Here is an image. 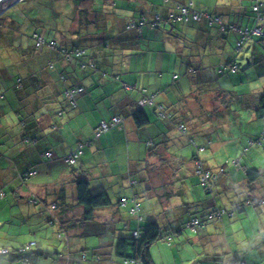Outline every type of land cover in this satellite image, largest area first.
Masks as SVG:
<instances>
[{"label": "crops", "instance_id": "obj_1", "mask_svg": "<svg viewBox=\"0 0 264 264\" xmlns=\"http://www.w3.org/2000/svg\"><path fill=\"white\" fill-rule=\"evenodd\" d=\"M78 1L82 3L83 0ZM165 1L167 4L161 2L162 5H155L150 0H128L136 20L151 18L155 13L167 18L178 5H182L168 6L170 0ZM217 1L214 11H211L201 3L196 5L193 0H183L184 5H191L197 12L220 16L227 26L241 29L256 26L255 20L247 19L251 9L244 7L245 1H250L253 6L255 0ZM90 3L93 8V2ZM95 13L103 17L102 25L94 23V29H90L86 23L88 28L83 42L79 35L64 31L61 38L58 35L48 38L49 41L60 42L63 37L57 50L46 48L36 52L35 44L25 50L19 47L22 69L18 80L21 78L22 84L19 86L18 123L10 104L3 107L0 103V188L6 192V197L0 198V250L12 253L0 256V264H40L41 257L49 259L41 264H87L80 261V254H87L88 250H92L91 255L87 254L90 258L95 255L102 257L100 264H116L113 254L117 240L139 232L147 220H157L181 235L183 230L179 231V221L187 218L192 208L196 210L194 216L204 217L213 206L225 207L215 199L220 192L234 190L240 193L242 190L239 192V188L244 187L258 196L247 195L248 200H264V168L257 179L226 170L211 194L205 190L197 192L194 184L188 181L190 174H195L194 158L199 157L207 168L215 171L208 165L210 155L202 159L201 153L198 154L197 148L192 145L195 151L185 157L187 149L175 143L174 139L167 138L169 130L185 123L190 135L189 143L192 138L198 145L205 146V150L210 148L213 157L221 150L226 151V145L223 149L216 148L213 136L198 142L191 137L192 134L211 129L217 122L230 137L234 134L232 124L244 127L247 122L256 123L262 119L257 110L261 105L264 85L255 97L238 98L237 103L229 107L223 100L226 93L229 101L230 91L211 85L216 77L213 68L234 62V59L229 60L233 57L227 51L228 36L232 33L236 43L239 29L232 28L222 33L218 26L210 27L206 22H162L159 28H144L139 34L127 30V23L133 18H123L115 13ZM142 36L144 39H141ZM74 45L86 50L84 60L94 63L95 69L84 70L80 61L71 62L62 56L60 49H70ZM254 48V59L257 55L264 57L257 46ZM28 53L35 57L26 56ZM254 59L248 58L247 63L253 64ZM155 64L160 68L158 71ZM178 66L187 67L183 78L173 73L172 67ZM245 71L253 75L257 70L249 65ZM76 85L84 86L86 91L78 98V107L73 108L65 99L64 91ZM144 90L148 94H158L156 105L146 106L145 112L149 108L148 113L159 119L155 109L162 105L172 114V119L180 121L155 124L154 118L145 128L137 127L132 113L138 108ZM116 116L122 118L121 125L96 138L94 132L100 122ZM149 128L157 129L162 137L157 148L152 139L143 143L142 130ZM261 134L260 139L264 131ZM25 136L32 142L24 140ZM251 140L249 144L254 145ZM79 143L85 144L84 154L77 164L70 166L64 158ZM227 145L232 147L233 144L229 141ZM137 150L139 153L135 157L133 151ZM48 151L53 153L52 159L44 156ZM29 170L36 171V174L24 180L23 175ZM79 178L89 180L95 192L106 191L113 202L111 207L99 211L90 222L85 221L84 209L77 202L76 181ZM159 178L162 180L158 181ZM139 184L145 185L142 192L137 189ZM256 191H261V194ZM203 193L207 198H203ZM184 195L189 197L187 202L183 199ZM141 196L152 201L157 197L160 210L151 212L145 209ZM135 197L141 203L143 221L130 213L132 204H119L124 198ZM205 203L207 205H203ZM55 204L58 209H53ZM255 205L262 206L264 203ZM244 212L245 209L239 213ZM243 217L247 215L238 216ZM232 218L236 215L210 224L207 222L204 228L197 230V234H191V239L206 243L215 241L219 234H226V225ZM259 224L264 225V222ZM258 230L259 239L255 245L258 251L252 250L255 246L251 243L247 252L250 260L242 264L264 263V227ZM32 243L34 246L27 253L29 260H16L15 252ZM157 249L153 246L152 256ZM162 250L171 255L170 249L165 246ZM213 255L216 257V253Z\"/></svg>", "mask_w": 264, "mask_h": 264}, {"label": "rangeland", "instance_id": "obj_2", "mask_svg": "<svg viewBox=\"0 0 264 264\" xmlns=\"http://www.w3.org/2000/svg\"><path fill=\"white\" fill-rule=\"evenodd\" d=\"M90 1L94 4L93 8L91 7ZM150 1L155 5H162L161 2L167 4L165 0H158L159 2H156V0ZM193 1L196 5L201 3L206 7L208 6L211 11H214L215 3L218 2L217 0ZM79 3L78 0H16L0 12V70L4 69L6 73L4 74L0 71V103L3 107L10 104V110L13 112V117L16 116L17 123L19 122V84L17 81L19 78V70L21 71L22 69V66H20V62L22 61L19 60V47L22 46L24 50L29 47H34L36 41L32 39L33 34H45L47 39L54 38L57 35L61 38V34L59 33L68 31L74 35L76 34V36L79 35L82 39L81 42H83L85 40L84 32H86L88 26H90V29H94V23H100V25H102L101 21L103 22V17L95 12H101L103 14L115 13L123 18H136V15L134 16V13L131 11L133 7L130 6L128 0H83L82 3ZM177 3L184 5L183 0H170L168 6L170 4H175L176 6ZM73 4L75 6L79 5L73 9ZM248 6L251 10L248 12L247 19L251 18L255 20L256 23L257 19L252 12V4H250V1H245L244 7L247 8ZM79 10H86L87 13H80ZM73 12L74 15L72 16L71 14ZM86 23L88 26L85 25ZM64 27L68 29L66 30ZM229 35L227 51L229 50L233 57L229 58V60L234 59L233 61L236 62L239 70L237 73H232L231 66L225 70H222L219 67L213 68V74H215L217 79L215 77V80L211 85L217 89L220 87L221 89L232 92L236 97L237 103L238 98L242 99L244 96L247 98H249L248 96L255 97L257 92L259 93L262 91V86L264 85V57H261L260 55H257L255 59L253 57L255 55L254 46H257L260 52L264 53V35L262 37L253 36L240 53L236 51L233 40L234 35H232V33ZM141 39H144V37L142 36ZM29 55L30 54L28 53L26 56ZM30 57H35V55L31 54ZM248 58L254 59L253 64L247 63ZM249 65L257 70L253 75L252 73L249 74L245 71ZM155 66H157V69L154 66L153 69L158 71L160 69L158 64H155ZM224 67L226 66L224 65ZM181 68L182 66H178L177 68L172 67V70L174 71L173 73H177L180 78H183L187 67L183 66L182 71ZM261 79H263V81ZM1 94L3 95L2 98ZM149 110L150 109L147 108L146 112L148 113ZM15 112H17V114ZM148 114L152 115V113ZM23 116L27 117L26 115ZM149 118L153 121L155 117L152 115L149 116ZM172 120L173 123L180 121L178 119ZM167 122L171 121H163L155 118V124L160 123L166 125ZM232 123L233 121L230 122V125ZM232 125L234 134L230 137L223 132V126H219V123L217 122L211 129L203 130L198 134L194 133L191 135V137L198 142L213 136L216 148L221 147L223 149L224 145H226V151L221 150L213 157H211V154L213 153L210 148L201 152L202 159L205 160V157L210 155L211 160L208 165H211L213 167L212 169H215V172L222 169L223 166H226L227 172L236 171L237 174L242 176H246L247 172L251 170L264 168V143L259 145L261 142L258 138L261 132L264 131V120L261 119L256 123L247 122L243 125L244 127H241L242 124L240 125L237 123ZM177 128L174 126L169 130L167 138L174 139L177 144H182V146L187 149L185 157H189L192 155L193 151H195V148L188 141L190 135L180 132ZM241 129L243 132H241ZM142 135L143 143H147V140L152 139L156 144L155 148H157L162 142V137L160 136L159 131L155 128L143 129ZM224 137L226 139H224ZM263 138L264 134L261 139L263 140ZM250 139H253L255 142L254 145H249ZM227 140L233 144L232 147L227 145L229 144V141L224 142ZM142 147L145 151L146 148L144 145ZM245 149L247 150L245 151ZM133 153L135 157H137L139 151H133ZM237 160L240 161L238 166L235 165V161ZM161 180V178L158 179V181ZM188 181H191L194 184V186L191 185L195 187L197 192L201 190L204 191L198 174H190ZM144 188V184H139L137 186V189L141 192ZM240 190H242V192L244 190V192L242 193ZM238 191L240 193H236L234 190H228L223 193L220 192L215 196V199L218 203L227 207V209L232 210L235 205L244 203L248 200L247 195L258 197L257 195H254L255 193H249L250 191L248 189L245 190L244 187L243 189L239 188ZM260 192L261 191H256V193L261 194ZM154 198L155 200L152 201L146 196H141L143 207L148 211L154 212L160 210V201L157 197ZM203 198H207L205 193H203ZM183 199L187 202L189 197L184 195ZM203 205L207 204L205 203ZM195 212L196 210L192 208L187 218L183 217L180 219L178 228L179 231L183 230L181 235H178V233L170 227L169 229L168 226L166 227L162 225V235L171 234L172 244H169L165 239H161L155 243L154 248L161 249H157L153 255L155 264H242L243 262L250 260L247 255V252L250 249L249 247L251 246V243L253 246L256 245L260 232L258 228L263 230L264 227L263 224H259L260 221L264 222V205H247L244 213L236 214V218H232L231 221H228L225 228L226 234H219V237L217 236L215 241L209 243L191 239L193 237L191 234H197V232L186 228L185 223L188 222L186 219L194 217ZM239 215H247V217L238 218ZM201 216L198 217L202 218L203 216ZM257 218L259 219L258 221L256 220ZM185 220L187 222H185ZM212 222L215 221H209L208 224ZM184 227L186 230H184ZM164 246L170 249L171 255H168L162 250ZM252 250L258 251V246L253 247ZM91 253L92 250H88L87 254L91 255ZM213 253H216V257ZM47 260L49 259L41 257L39 263L41 264ZM115 261L117 262L116 264H121L120 261L116 259Z\"/></svg>", "mask_w": 264, "mask_h": 264}, {"label": "trees", "instance_id": "obj_3", "mask_svg": "<svg viewBox=\"0 0 264 264\" xmlns=\"http://www.w3.org/2000/svg\"><path fill=\"white\" fill-rule=\"evenodd\" d=\"M255 3L253 4L252 6V12L255 14V17L257 19V24L256 26H254L253 28H237V27H234L233 25L231 26H227L222 18L220 16H214V15H211L209 13L210 16H212L213 18H219L222 20V23H223V26L225 28V30H222V27L221 25L215 23V24H210V22L204 18L202 20V22H206L208 26L210 27H214V26H218L223 32L222 33H227L229 30H233L232 28H237L239 29V38L238 40L236 41L235 43V48H236V51L237 52H242V50L244 49L245 45L247 44L248 41H250L252 39L253 36H260L262 37L264 35V11H263V8H264V2L263 0H255L254 1ZM80 4V3H79ZM78 4V5H79ZM74 5V4H73ZM78 5H74L73 6V9L74 7H78ZM181 6H184V5H181ZM191 6V5H189ZM255 8H258L257 10H255ZM177 10V8H176ZM175 10V11H176ZM80 13H87L86 10H79ZM199 13H202V12H199ZM204 13V12H203ZM158 14H153L151 16V18H146V17H141L139 18V20L137 19H132L130 20L128 23H127V30L129 31H134L136 33H141L143 31L144 28H151V29H157L159 28V26L161 25L162 22H164L165 24L167 23H170L172 24V22L170 21H167L166 17L162 16V15H159V16H162L161 19H163L161 22H158L156 20ZM132 23H135L136 25V28H133L131 29L130 28V25ZM143 23V26L140 28V25ZM175 23H178V22H175ZM180 23V22H179ZM191 23H200V22H191ZM191 23H184V24H191ZM65 28V27H64ZM255 28H260L261 29V32L262 34L261 35H254V34H251L249 39L247 41H245V44L244 46L242 47V49H238L237 48V43L238 41L241 39V31H245L246 29L252 31L254 30ZM66 29V28H65ZM64 31L62 33H59V34H63ZM37 34V33H36ZM38 34H41L45 37L44 34L42 33H38ZM34 35L32 36V39H34ZM46 38V37H45ZM46 41H47V44H50L51 42H56V45L54 48H49V47H46L50 50H57L59 49V45H58V42L56 40H51L49 41V39L46 38ZM63 41V37L62 39L60 40V42ZM59 42V43H60ZM35 44V51L37 52H41L37 47H36V43ZM46 48H44L42 51H44ZM84 50L85 51V54L83 56H80V57H74V58H71L68 60L69 61H80V66L82 69L86 70L88 68H91V69H95L96 68V65L94 63H86L84 58H86V50L83 48V47H80V46H77V45H74L72 46V48L70 49H67V48H63V49H60V53L62 54V56L64 58H67L66 55L69 56L70 53L74 52L75 50ZM226 67H219L220 69L222 70H225L227 69L228 67H232L231 68V72L232 73H237L239 68L237 67V64L236 62H231V64H228V65H225ZM51 67H53V65H51ZM220 70V71H222ZM1 73H5V70H0ZM20 71V70H19ZM65 77V76H64ZM65 79V78H63ZM177 79V78H176ZM175 79V80H176ZM17 83L19 84V86L22 84V79L20 78ZM176 84H178V82L176 81ZM180 85V84H178ZM75 87H79V88H83V92L81 94H78L75 98V104L73 103H70L67 96H66V92L69 90V89H73ZM85 87L84 86H81V85H76V86H72V87H69L67 88L65 91H64V97L65 99L67 100V102L73 107V108H76L78 107V103H77V100L78 98L83 95L85 93ZM230 94V99L229 101L227 100V94L225 93V97H224V104L226 105V107H229L231 104H234L236 103V97L235 95L232 93V92H228ZM148 96L150 99H151V104H147V105H140L139 102L144 98V96ZM158 94H148V92L146 90L143 91L142 93V98L140 99V101L138 102V108L132 113V117L137 125V127L139 128H145L146 126H148L150 124V118H149V115L145 112L144 108L147 106H150V107H153L154 105H156L155 103V99L157 97ZM156 113L159 117V119L163 120V121H171L172 120V114L170 112H168L169 110H167L164 106L162 105H158L156 107ZM60 115H62V113H60ZM257 115L264 119V93H263V96L261 98V105L260 107L258 108L257 110ZM114 118H118L120 119V123L115 125V126H112L109 128L108 131L106 132H103L101 133L99 136H97V130L100 126V124L102 122H106V123H112L113 119ZM122 123V118H119V117H112L110 120H103L100 122V124L97 126V128L95 129V137L96 138H99L101 137L102 135L106 134L107 132H109L110 130H112L113 128L117 127V126H120ZM23 124L25 125V123L23 122ZM183 127V128H182ZM178 129L180 132L182 133H187V128H186V125L185 123H179L178 124ZM24 140L28 141V142H32L31 138L25 136ZM191 144L194 145L196 148H197V151H198V154H200L201 152H204L206 151L205 150V146L203 145H198L195 140L191 139L190 140ZM259 141L263 144L264 141L262 139L259 138ZM251 144H254V141L251 140ZM80 145H83L82 147V154L76 159V162L74 164H70V163H67L66 162V158L69 156L67 155L65 158H64V161L70 165V166H74L75 164H77L78 160L83 156L84 154V149H85V144L84 143H79L77 145V147L74 149V151L71 153H75ZM250 145V144H249ZM251 146V145H250ZM247 149H245L246 151ZM50 152V151H48ZM48 152H45L44 156L47 157L48 159H52L53 158V153H52V156L51 157H48L46 156V154ZM70 154V155H71ZM195 161H194V164H195V173L198 174L200 176V183L202 185V187L204 188V190L207 192V193H210L213 192V187L215 185H217V183H219L223 177V175L226 173V166H223L222 169H220L219 171L215 172V171H212L210 170L209 168H207L204 164V162L202 163L201 159L199 157H196L194 158ZM199 161L201 163V169L197 168L196 166V162ZM240 163V161H235V165L238 166ZM201 170L202 171V174H205L206 173H209L210 175V178L208 180L209 183H207L206 185L204 184V182L202 181L203 179V175L199 174L198 171ZM262 170L263 169H256V170H251L247 173L248 177H251V179H257V177L261 176L262 175ZM36 174V171H33V170H29L27 171L26 173H24L23 175V179L26 180V179H30L32 176H34ZM214 177H217L216 180H214ZM255 177V178H254ZM252 181V180H251ZM76 187H77V202H78V205L83 207L84 209V219L85 221H91V220H94L96 215L98 214L99 211L101 210H105L109 207H111L113 205V202L109 196V194L106 192V191H99V192H95L93 190V188L91 187V184L89 182V180L85 179V178H79L77 181H76ZM6 197V192L0 188V198L1 199H4ZM246 202V203H245ZM244 203H240L236 206L233 207L232 210H229L225 207H220V206H213L211 207L208 212L206 213L205 217L204 218H200L198 216H194L192 217L187 223H186V228L187 229H190L194 232H197V230L199 229H202L206 226V223L209 222V221H219V220H222L224 217L226 216H235L236 214H238L240 211L244 210L246 205H250V204H256V203H264V200H259V201H255L253 199H249L247 201H245ZM123 206H127V205H131L130 207V213L135 216L139 221H143L144 218L142 216V206H141V203L138 202V199L135 197V198H124L123 200H121V202L119 203ZM139 207L138 210H136V207ZM53 209H58V205L55 204V206L53 207ZM214 209H217V210H225V214H223L221 217H215L214 219H210L209 216L211 214V212L214 210ZM199 220L201 225L196 228L195 230H193L192 228L188 227V224L191 223L193 220ZM162 231H163V226L160 224L159 221L157 220H147L146 221V224L144 227L141 228V230L139 232H136L138 235L137 237H135L134 235H130V236H122L120 237L117 242H116V246H115V250H114V254H113V257L114 259L118 260L121 262V264H155L154 260H153V256H152V248L153 246L155 245V243H157V241L161 240V239H165L169 244H172V236L171 235H162ZM263 245H264V240H263ZM34 246V245H33ZM23 248V247H22ZM4 250V249H2ZM21 248L15 252V254H17V256H15V259L16 260H20V261H23V262H27L29 260L28 256H27V253H29V249H27L25 252L21 253L20 252ZM1 251V250H0ZM7 253H4V254H1L0 256H8V255H11L9 253L8 250H5ZM80 261L83 262V263H87V264H100L101 261H102V257L101 256H98V255H95L93 256V258H90L86 253H81L80 254ZM264 264V263H263Z\"/></svg>", "mask_w": 264, "mask_h": 264}, {"label": "built area", "instance_id": "obj_4", "mask_svg": "<svg viewBox=\"0 0 264 264\" xmlns=\"http://www.w3.org/2000/svg\"><path fill=\"white\" fill-rule=\"evenodd\" d=\"M257 9L258 8H255V10H257ZM204 18H206L210 22L211 25L217 23V24L221 25L222 30H225L221 19L213 18L212 16H210L207 13H199V12L193 10L192 7L188 6V5H184V6L178 5L177 10L169 13V15H168V17L166 19H167V21H170L172 23H175V22H178V23L179 22L180 23H191V22H202V20ZM156 20L158 22H161L163 19H161V16L158 15ZM142 26H143V23L140 25V28ZM130 28L131 29L136 28L135 23H132L130 25ZM251 34L261 35L262 32H261L260 28H255L252 31H250L248 29H246L245 31H241V39L237 43V48L239 50L242 49V47L245 44V41H247L249 39ZM34 40L36 41V47L40 51H42L46 47L54 48L55 45H56V42H51L50 44H47L46 38L43 35L38 34V33L34 35ZM84 54H85L84 50L77 49L74 52L70 53L69 56L66 55V57H67V59L68 58L71 59V58H74V57L83 56ZM82 92H83V88L75 87L73 89H69L66 92V96H67V98H68L70 103H72V104L74 103L75 104L76 96L78 94H81ZM151 102H152L151 99L148 96L145 95L144 98L139 102V104L140 105H147V104H151ZM119 123H120V119H118V118H114L112 123H109V124L106 123V122H102L100 124L97 132H96L97 136H99L103 132L108 131L110 127L115 126V125H117ZM82 147H83V145H80L79 149L75 153L69 155L66 158V162L70 163V164H74L76 162V159L82 154ZM46 156L51 157L52 153L48 152L46 154ZM196 166H197V168L201 169V163L199 161L196 162ZM198 173L201 175L202 171L199 170ZM202 175H203L202 181L206 185L207 183H209L208 180L210 178V175H209V173H206V172H205V174H202ZM216 179H217V177H214V180H216ZM138 209H139V207L137 206L136 210H138ZM223 214H225V210L214 209L211 212L209 218L210 219H214L215 217H221ZM200 225H201L200 221L196 219V220H193L191 223H189L188 227H190L193 230H195ZM133 235L135 237H137L138 234L134 233ZM33 245H34V243L21 248L20 252L21 253L25 252L27 249L31 248ZM4 253H7V252L5 250H1L0 251V255L4 254Z\"/></svg>", "mask_w": 264, "mask_h": 264}, {"label": "water", "instance_id": "obj_5", "mask_svg": "<svg viewBox=\"0 0 264 264\" xmlns=\"http://www.w3.org/2000/svg\"><path fill=\"white\" fill-rule=\"evenodd\" d=\"M16 0H0V12L8 5L13 3Z\"/></svg>", "mask_w": 264, "mask_h": 264}]
</instances>
